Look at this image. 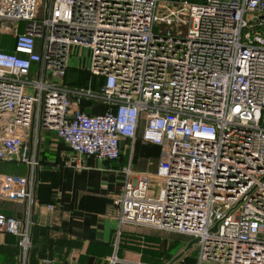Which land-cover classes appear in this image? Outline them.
Here are the masks:
<instances>
[{"label":"built area","instance_id":"built-area-1","mask_svg":"<svg viewBox=\"0 0 264 264\" xmlns=\"http://www.w3.org/2000/svg\"><path fill=\"white\" fill-rule=\"evenodd\" d=\"M73 47L89 50L98 90L62 84ZM138 128L157 164L123 168L118 228L194 239L189 258L164 264H264V0H0V163L26 168L0 175V200L24 206L23 220L0 215V231L16 238L18 264L39 132L115 161Z\"/></svg>","mask_w":264,"mask_h":264},{"label":"crops","instance_id":"crops-1","mask_svg":"<svg viewBox=\"0 0 264 264\" xmlns=\"http://www.w3.org/2000/svg\"><path fill=\"white\" fill-rule=\"evenodd\" d=\"M6 45L3 49L9 51L11 42ZM74 61L72 56L67 61L61 82L69 88H85L90 79L88 61L78 67ZM92 80L99 85L98 78ZM79 108L87 115L104 111L102 103L86 100ZM140 131L131 144L120 142L115 161L79 157L53 132H39L28 264H110L113 256V264H164L185 250L188 241L176 234L139 226L118 228L116 200L124 184L123 168L130 163L134 172L149 174L157 164L158 147L142 143ZM25 174L23 165L0 163V175ZM47 204H52V211L46 210ZM23 211L22 205L0 200V215L23 220ZM182 254L189 258L190 249ZM0 264H18L15 237L1 231Z\"/></svg>","mask_w":264,"mask_h":264},{"label":"rangeland","instance_id":"rangeland-1","mask_svg":"<svg viewBox=\"0 0 264 264\" xmlns=\"http://www.w3.org/2000/svg\"><path fill=\"white\" fill-rule=\"evenodd\" d=\"M192 1H194V2H196V3H200L201 2V0H192ZM73 48H75V49H73V52L72 51H70V53H69V56H68V60H69V58L72 56V58H74L75 59V63H76V65H77V67L78 66H82V64L83 63H87V61H89V58H90V53H89V50L88 49H85V48H83V47H73ZM67 60V61H68ZM32 72V71H31ZM5 164V163H4ZM13 164V163H12ZM7 166L8 167H11V165L10 164H7ZM157 186H159L156 182H155V184L154 183H151L150 184V188H149V193H150V195H154L155 194V191H156V188H157ZM177 236V238L180 240H184V238L185 237H183V236H180V235H176ZM175 236V237H176ZM192 253V252H191Z\"/></svg>","mask_w":264,"mask_h":264},{"label":"trees","instance_id":"trees-1","mask_svg":"<svg viewBox=\"0 0 264 264\" xmlns=\"http://www.w3.org/2000/svg\"><path fill=\"white\" fill-rule=\"evenodd\" d=\"M67 71V70H66ZM65 71V72H66ZM65 74L66 73H64V76L62 77V79L65 77ZM89 75V74H88ZM88 77H90V76H88ZM93 79V77H90V79H89V82L87 83V86L85 87V88H91V89H93V90H98V88H99V85H100V83H101V80L99 79V85H96L95 84V82H94V80H92ZM77 82H79V80L77 79L76 80ZM14 237V236H13ZM16 239V238H15ZM27 260H28V258H27Z\"/></svg>","mask_w":264,"mask_h":264},{"label":"water","instance_id":"water-1","mask_svg":"<svg viewBox=\"0 0 264 264\" xmlns=\"http://www.w3.org/2000/svg\"><path fill=\"white\" fill-rule=\"evenodd\" d=\"M212 230H214V228H212ZM192 243H194V239L188 241V243L185 246V250L188 249L192 245ZM184 251H182L181 253H179L176 258L180 257Z\"/></svg>","mask_w":264,"mask_h":264}]
</instances>
